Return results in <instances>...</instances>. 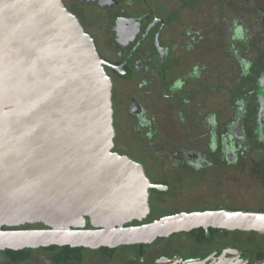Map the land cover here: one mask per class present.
Instances as JSON below:
<instances>
[{
  "label": "flooded vegetation",
  "instance_id": "obj_1",
  "mask_svg": "<svg viewBox=\"0 0 264 264\" xmlns=\"http://www.w3.org/2000/svg\"><path fill=\"white\" fill-rule=\"evenodd\" d=\"M60 2L94 41L111 81L112 151L135 163L146 182L145 218L124 227L194 212L264 213V114L257 102L264 11L257 0ZM246 233L264 235L199 228L149 244L78 248L73 262L85 264L89 252L99 255L97 264H196L219 257L263 263L228 240ZM183 235L193 238L194 248L226 242L196 254L170 247L149 254L151 245ZM126 250L132 253L120 255ZM38 251L50 250L31 253Z\"/></svg>",
  "mask_w": 264,
  "mask_h": 264
},
{
  "label": "water",
  "instance_id": "obj_2",
  "mask_svg": "<svg viewBox=\"0 0 264 264\" xmlns=\"http://www.w3.org/2000/svg\"><path fill=\"white\" fill-rule=\"evenodd\" d=\"M103 64L60 0H0V252L149 244L199 228L264 234V213L245 211L124 227L145 218L148 193L137 165L112 151ZM257 84L264 114V73ZM217 262L254 264H196Z\"/></svg>",
  "mask_w": 264,
  "mask_h": 264
},
{
  "label": "rangeland",
  "instance_id": "obj_3",
  "mask_svg": "<svg viewBox=\"0 0 264 264\" xmlns=\"http://www.w3.org/2000/svg\"><path fill=\"white\" fill-rule=\"evenodd\" d=\"M257 6L260 10L264 11V0H257ZM263 45H261V48H264V42L261 43ZM38 226H34V227H25L26 229L28 228H37ZM234 237V239H233ZM232 238V241H234L236 243V245L239 246L240 250H242V252H244L245 254H247L248 259H250V261H254V259H256V257H254L256 255V253H259L261 255V258L263 257L264 259V236L263 235H259V234H250V233H246V234H237V235H233L230 236V238H228V240L230 241ZM193 241V238L191 236H187V235H183V236H179L175 239H171V240H165V241H161V242H157L156 244H153L150 246L149 248V254L152 255L153 253H156V251H158L159 249H163L166 248L168 249V247H170L172 250L178 251L181 254H196V253H202L204 252L206 249H209L212 246H216V245H221L222 243L226 242L224 239L219 238V239H215L211 242L208 243H203L202 245H200L199 248H194L191 246ZM178 244H174V243ZM173 243V245H172ZM170 250V249H168ZM124 254H131V251H123L120 255ZM95 253H89L86 252V258L88 259L85 264H97L94 263V257L99 256ZM91 256V257H90ZM117 256V255H116ZM77 257V252H67L66 254L63 255H57L56 252L54 250H50V251H46V252H34V253H30L29 255H23V254H19V255H15V256H11L10 254L7 253H0V264H60V261L63 260V263L66 262H70V264H74L75 262H78ZM74 259H76L75 262ZM99 264H101V261H98ZM104 264H108L107 262ZM111 264H120V262H118L117 260H115V262H111Z\"/></svg>",
  "mask_w": 264,
  "mask_h": 264
},
{
  "label": "trees",
  "instance_id": "obj_4",
  "mask_svg": "<svg viewBox=\"0 0 264 264\" xmlns=\"http://www.w3.org/2000/svg\"><path fill=\"white\" fill-rule=\"evenodd\" d=\"M264 236V235H263ZM41 250L43 249H48V250H61L63 251L65 254L68 252H73V251H76V249L78 248H70L68 246L66 247H56V246H51V247H47V248H39ZM32 251H34L33 249H24V250H21V251H10V250H5L3 252H0V253H7V254H10L11 256H15V255H19V254H23V255H29ZM256 258L258 259H263V257L261 258V255L259 253H257L256 255Z\"/></svg>",
  "mask_w": 264,
  "mask_h": 264
},
{
  "label": "bare ground",
  "instance_id": "obj_5",
  "mask_svg": "<svg viewBox=\"0 0 264 264\" xmlns=\"http://www.w3.org/2000/svg\"><path fill=\"white\" fill-rule=\"evenodd\" d=\"M214 264H228V262H217V263H214Z\"/></svg>",
  "mask_w": 264,
  "mask_h": 264
}]
</instances>
